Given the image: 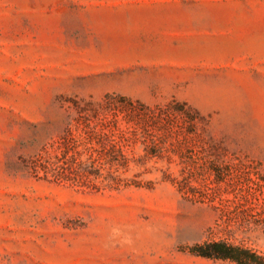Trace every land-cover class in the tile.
<instances>
[{"label": "rangeland", "instance_id": "obj_1", "mask_svg": "<svg viewBox=\"0 0 264 264\" xmlns=\"http://www.w3.org/2000/svg\"><path fill=\"white\" fill-rule=\"evenodd\" d=\"M264 254V0H0V264Z\"/></svg>", "mask_w": 264, "mask_h": 264}, {"label": "trees", "instance_id": "obj_2", "mask_svg": "<svg viewBox=\"0 0 264 264\" xmlns=\"http://www.w3.org/2000/svg\"><path fill=\"white\" fill-rule=\"evenodd\" d=\"M189 253L229 264H264V254L243 245H235L223 240H207L189 248Z\"/></svg>", "mask_w": 264, "mask_h": 264}]
</instances>
